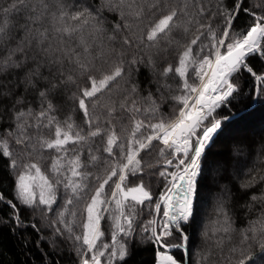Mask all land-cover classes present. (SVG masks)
Segmentation results:
<instances>
[{
	"label": "snow or ice",
	"instance_id": "1",
	"mask_svg": "<svg viewBox=\"0 0 264 264\" xmlns=\"http://www.w3.org/2000/svg\"><path fill=\"white\" fill-rule=\"evenodd\" d=\"M69 104L86 128L57 118ZM259 109L264 0H0V185L11 190L0 187V231L40 264H130L140 250L151 264H190L186 226L212 198V235L235 232V264H259L264 205L251 216L264 196L249 190L264 176L244 168L253 156L264 162V137L258 149L233 138L227 153L211 152ZM157 144L163 167L146 171L156 165L141 153ZM46 151L57 155L44 167ZM101 161L103 176L92 171ZM155 178L165 184L154 201ZM145 205L156 216L138 222ZM241 216L247 226L234 228ZM225 235L201 233L209 247ZM210 255L202 247L197 264Z\"/></svg>",
	"mask_w": 264,
	"mask_h": 264
},
{
	"label": "trees",
	"instance_id": "2",
	"mask_svg": "<svg viewBox=\"0 0 264 264\" xmlns=\"http://www.w3.org/2000/svg\"><path fill=\"white\" fill-rule=\"evenodd\" d=\"M246 21L242 18L240 21H238L239 24H244ZM147 75V74H146ZM227 114V110L221 113V115ZM56 116L60 121H65L68 119L69 116L72 117L73 121L77 125H81L83 127H87L86 125H83V121L77 117L76 112L71 108V105L64 106L61 110L56 112ZM129 127L128 121H123L122 124L117 125V129L121 136L126 137L127 131H125V128ZM264 137V109L257 110L250 119L243 125H233L230 127L225 134L221 135L215 142V144L211 148V152L214 154H224L229 151V149L233 148V138H247L248 140H255L256 141V147L258 149L259 143L261 141V138ZM70 149L73 147H77L74 145L68 146ZM95 148V144L93 145ZM159 147H162V145L157 144V147L151 150V153H141V155L144 157L145 162L151 163L153 165H156L155 168L152 169H146V171L151 172H157L160 170V168L163 167V158L159 156L158 149ZM97 155H101V153H96ZM44 155L48 157L47 160L44 161V167H47L51 164V157L57 155L54 151H46L44 152ZM106 155V154H103ZM88 157V149L87 146L84 147V151L81 153V158L83 160H87ZM157 161H159V164H157ZM252 171L255 175L264 176V162L261 161L259 157L253 156L251 157L247 162V167L244 168L245 173ZM92 171L97 175H104V167L103 162L97 164L96 167L92 169ZM246 178V177H242ZM138 182V181H137ZM164 184L165 181L163 178H155L152 182V192L154 196V201L158 199V196L160 195V192L164 190ZM95 186H98L96 184ZM131 186V185H129ZM0 187L4 188V191L11 193L10 188H7L3 185H0ZM106 191L110 195V191ZM255 194L257 196H264V181L256 184L254 188L249 190V197ZM91 195V193H89ZM154 203V202H153ZM264 205V200L257 201L255 203V207L257 211L253 213L251 216V219H256L261 215L259 209L261 206ZM25 217L28 216V213L26 212ZM161 215H162V209H161ZM154 216V207L145 205L142 207L140 211V216L138 219V222H146L148 219L153 218ZM160 217H158L159 219ZM33 219L37 220L39 222L38 217H33ZM219 219L217 212H216V201L212 198H209L207 200H202L199 204V212L196 218L195 223L192 225L186 226V230L188 234L191 237V247H190V264H197L198 261L202 260L201 257V249L203 247L205 252H211L214 253V255H210L207 260L202 261V264H227V261L225 260V257L231 256V259L233 261V264H235V261L238 259L237 255H232L228 249L233 246L238 239L236 236V233L233 232L231 234L232 239L229 240L227 236L221 232H216L215 236L212 235L213 230L216 227H219L218 224H214V221H217ZM241 220L243 221L240 224H237L235 222V217L233 218V227L234 228H242L247 226L249 217L247 216H241ZM101 230L105 233L103 239V242L111 244V221L107 218L101 221ZM207 232L209 237H212V241H215L217 238L221 237L222 235H225L224 243L222 247H209V245L212 243V241H209L208 243L203 242V238L201 236V233ZM35 234H33L34 238ZM254 252L259 251V247L256 246L253 249ZM0 252H2V255H0V264H25L26 261H29L30 264H40V253L32 252L28 254H22L21 249L17 245L15 239L12 238V236L9 235L7 229H4L3 231H0ZM183 253L180 251L176 252L177 256L182 255ZM153 256V253L150 250H140L136 253L133 260L130 261V264H141V262H146V264H151V258ZM35 257V259H33ZM64 264H68V261L65 260ZM259 264H264V260L260 261Z\"/></svg>",
	"mask_w": 264,
	"mask_h": 264
},
{
	"label": "water",
	"instance_id": "3",
	"mask_svg": "<svg viewBox=\"0 0 264 264\" xmlns=\"http://www.w3.org/2000/svg\"><path fill=\"white\" fill-rule=\"evenodd\" d=\"M154 216H156V214H155ZM156 218H157V217H156Z\"/></svg>",
	"mask_w": 264,
	"mask_h": 264
},
{
	"label": "rangeland",
	"instance_id": "4",
	"mask_svg": "<svg viewBox=\"0 0 264 264\" xmlns=\"http://www.w3.org/2000/svg\"><path fill=\"white\" fill-rule=\"evenodd\" d=\"M157 219H158V216H157Z\"/></svg>",
	"mask_w": 264,
	"mask_h": 264
}]
</instances>
